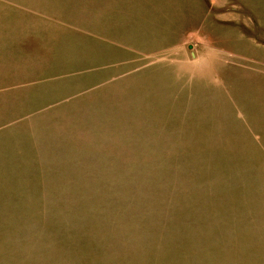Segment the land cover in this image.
<instances>
[{"label":"rangeland","instance_id":"rangeland-1","mask_svg":"<svg viewBox=\"0 0 264 264\" xmlns=\"http://www.w3.org/2000/svg\"><path fill=\"white\" fill-rule=\"evenodd\" d=\"M0 264H264V0H0Z\"/></svg>","mask_w":264,"mask_h":264}]
</instances>
